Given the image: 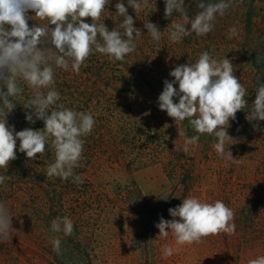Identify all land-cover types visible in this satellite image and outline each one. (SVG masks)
Wrapping results in <instances>:
<instances>
[{
	"label": "trees",
	"instance_id": "trees-1",
	"mask_svg": "<svg viewBox=\"0 0 264 264\" xmlns=\"http://www.w3.org/2000/svg\"><path fill=\"white\" fill-rule=\"evenodd\" d=\"M118 2L125 4L134 26L143 34L136 39L133 53L123 61H112L93 51L79 73L72 70L71 62L65 71L50 61L54 68L51 87L61 97L57 104L90 112L95 119L91 133L82 137L81 166L74 169L83 183L71 177L47 176V167L55 160L50 140L44 154H37L35 160L19 152L17 140V158L10 161L7 171L0 168V175L9 177L0 184V203L9 210L13 228L8 240H0V264H106V243L112 241L107 236L120 237L130 251L131 264H176L173 255L163 256L164 246L174 245V236L158 237L155 225L160 217L173 219L168 210L189 196L206 203L223 201L234 211L236 224L234 235L220 233L185 244L182 250L192 263L210 264L216 236L225 242L217 251L225 264H248L264 256V121L246 119L256 89L264 82V0H232L225 15H217L211 32L203 36L193 33L178 43L169 40L168 31L181 16L174 11L165 18V0H149V6L139 12L129 7L127 0H109L100 17L109 31L119 28L124 20L116 12ZM198 2L185 0L190 18L200 11ZM28 15L30 27L47 24L31 11ZM84 20L92 23L90 17ZM146 21L162 31L159 42L144 28ZM233 26L237 35L229 39ZM41 47L54 46L47 43ZM204 51L218 61L226 56L246 89L248 105L229 121L227 129L237 141L229 150L239 163L221 158L214 148L216 138L206 133L184 151L185 138L178 135V129L189 137L197 133L188 120L175 121L158 106L164 81L174 79L170 71L189 59L194 63ZM18 83L23 92L14 100L16 106L6 117L7 125L15 131L43 129L42 120H26L25 114L31 110L23 104L34 92L24 81ZM174 87L178 89V84ZM173 99L179 102L178 97ZM256 123L260 130L253 127ZM153 166L162 168L171 188L148 198L134 174ZM65 216L74 226L69 236L51 230V222ZM54 238L61 240L60 254L53 251Z\"/></svg>",
	"mask_w": 264,
	"mask_h": 264
},
{
	"label": "clouds",
	"instance_id": "clouds-1",
	"mask_svg": "<svg viewBox=\"0 0 264 264\" xmlns=\"http://www.w3.org/2000/svg\"><path fill=\"white\" fill-rule=\"evenodd\" d=\"M127 2L135 12L149 6V0ZM108 3L109 0H0V84L3 85L0 87V168L7 171L10 161L17 158V140L19 152L25 153L29 160H35L37 154H44L46 143L50 140L55 160L48 165L47 176L62 180L71 177L74 182L83 183L74 169L81 166L82 137L91 133L95 119L90 112H77L57 104L61 97L51 87L54 84V68L50 61L65 71L71 62L72 70L79 73L93 51L107 55L112 61H123L133 53L136 39L143 34L134 26V19L128 15V8L123 2L116 3L115 8L124 20L119 28L109 31L100 21ZM231 6L232 0H199L197 7L200 11L190 18L185 0H165V18L171 17L174 11L181 16L179 22L172 23L170 29L169 26L166 28L169 29V40L178 43L193 33L197 36L208 34L217 15L224 16ZM29 11L34 13V17L46 20L47 24L30 27ZM89 17L92 23L85 22L84 18ZM144 28L154 41L161 40L162 31L156 24L146 21ZM236 35L237 29L233 26L229 29L228 38ZM46 36L49 39L45 40ZM47 43L54 47H41ZM169 75L174 79L164 81L163 91L158 97L159 109L166 111L175 121L188 120L191 129L197 133L189 137L186 131L178 129V135L185 138L183 150L187 151L188 145H195L200 135L206 133L216 138L214 148L221 158L239 163L229 150V145L237 141L227 129L229 121L236 119L237 112L245 110L248 101L245 99L246 89L234 74L231 61L226 56L218 61L204 51L194 63L189 59L188 63L175 66ZM20 80L34 92L33 97L23 104L25 109L31 110L26 112L25 118L29 123L42 120L43 129L15 131L14 126L7 125L6 117L16 106L14 100H18L23 92L18 83ZM176 84L178 89L174 87ZM174 97L179 98L178 103L174 102ZM53 105L56 107L53 108ZM246 119L250 122L264 121L262 81ZM253 127L260 130L259 123ZM8 178L0 175V184ZM168 211L173 219L160 217L155 227L159 229L160 238H166L171 233L177 246L199 243L204 237L220 233L234 235L236 231L235 213L221 200L206 203L189 196ZM73 228V222L67 216L57 217L51 222V230L63 232L65 236L71 235ZM12 229L9 210L0 203V240H8ZM52 244L53 251L60 254L61 240L54 238ZM172 254L173 249L165 245L163 256L167 258ZM248 264H264V256L251 259Z\"/></svg>",
	"mask_w": 264,
	"mask_h": 264
},
{
	"label": "rangeland",
	"instance_id": "rangeland-1",
	"mask_svg": "<svg viewBox=\"0 0 264 264\" xmlns=\"http://www.w3.org/2000/svg\"><path fill=\"white\" fill-rule=\"evenodd\" d=\"M134 178L148 198H153L160 193L167 192L171 188V185L160 166H153L142 169L134 174ZM106 239H112V241H107L106 243L108 247L104 253L105 263L131 264L132 257L130 255V251L128 250V247L123 246L119 241L120 237L111 238L110 236H107ZM183 246L184 245L177 246L175 243L174 245H172V255L176 260V264H196L192 263L189 255L185 254L184 250H182ZM224 246L225 242L223 241V237L216 236L215 238H213L212 248L215 252L211 254V258L209 260L210 264H225V262H223L221 254L217 253V251ZM177 248L179 250H177Z\"/></svg>",
	"mask_w": 264,
	"mask_h": 264
}]
</instances>
